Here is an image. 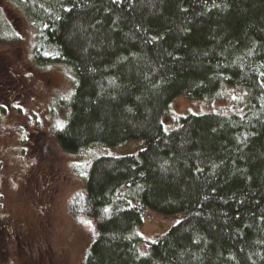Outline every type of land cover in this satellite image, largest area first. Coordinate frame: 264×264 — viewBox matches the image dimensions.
Returning a JSON list of instances; mask_svg holds the SVG:
<instances>
[{
    "label": "trees",
    "instance_id": "1",
    "mask_svg": "<svg viewBox=\"0 0 264 264\" xmlns=\"http://www.w3.org/2000/svg\"><path fill=\"white\" fill-rule=\"evenodd\" d=\"M26 12L37 64L75 75L54 134L89 158L72 204L94 236L82 264H264V0H26ZM16 27L0 15V46L21 44ZM224 87L246 92L242 114L165 130L177 98ZM147 216L177 221L148 244Z\"/></svg>",
    "mask_w": 264,
    "mask_h": 264
},
{
    "label": "rangeland",
    "instance_id": "2",
    "mask_svg": "<svg viewBox=\"0 0 264 264\" xmlns=\"http://www.w3.org/2000/svg\"><path fill=\"white\" fill-rule=\"evenodd\" d=\"M27 14L26 0L0 3V15L17 24L21 38L17 47L0 46V264H82L94 236L75 220L72 204L84 193L89 158L64 152L54 134L66 120L75 75L63 64H37L36 32ZM245 96L233 87L210 101L181 96L164 119L165 130L190 115L242 114ZM139 147L142 143L133 142L94 151L121 156ZM176 221L147 216L138 233L151 244Z\"/></svg>",
    "mask_w": 264,
    "mask_h": 264
}]
</instances>
